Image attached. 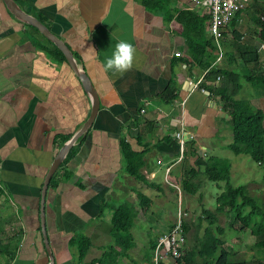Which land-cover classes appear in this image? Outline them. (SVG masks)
I'll list each match as a JSON object with an SVG mask.
<instances>
[{
    "label": "crops",
    "instance_id": "1",
    "mask_svg": "<svg viewBox=\"0 0 264 264\" xmlns=\"http://www.w3.org/2000/svg\"><path fill=\"white\" fill-rule=\"evenodd\" d=\"M16 1L71 48L79 71L95 85L100 106L72 145L74 155L52 176L42 222L46 174L90 117L94 100L71 63L54 58L42 47H51L47 39L0 0V264H50L43 228L53 264H84L71 243L78 235L92 242L84 262L100 258L112 241L113 208L130 198L138 205V227L142 215L156 219L157 214L158 241L170 226L164 221L167 185H182L233 138L220 97L201 87L213 86L207 71L188 67V44L174 31V21L142 0ZM169 7L174 15L198 9L194 0H169ZM240 22L229 26L223 48L229 34L233 37L229 30L238 31ZM242 39L251 44L244 35ZM121 40L134 49L131 66L122 73L105 71V57ZM260 57L264 64V46ZM219 64L228 66V58ZM171 82L176 83V98L165 102L161 94ZM245 97L261 105L255 96ZM181 126L187 142L182 158L175 138ZM122 140L146 150L142 171L154 187L127 173ZM201 181L202 175L194 178L198 191L190 195L203 202ZM179 198L183 203V195ZM147 200L151 203L144 213L141 205Z\"/></svg>",
    "mask_w": 264,
    "mask_h": 264
},
{
    "label": "trees",
    "instance_id": "2",
    "mask_svg": "<svg viewBox=\"0 0 264 264\" xmlns=\"http://www.w3.org/2000/svg\"><path fill=\"white\" fill-rule=\"evenodd\" d=\"M258 2L259 0H252L249 7L258 4ZM142 3L150 10L164 11L166 19L174 21V31L183 36L188 44V54L184 60L188 67L195 66L207 71L206 77L212 81L213 86L201 85V87L220 97L232 128L233 139L226 145V148L236 155L246 154L259 165H263L264 112L253 105L251 100L239 99L238 96L244 88V82L249 83L255 89L257 88L256 85L264 86V64L261 61L258 48L244 42L242 39L243 34L238 32L237 29H232L238 24V19L234 18L230 23L232 28L229 31L232 32L235 39L232 40L234 41L233 51L227 54L228 66L219 64L220 62L212 66V62L216 59L214 52H216L217 46L213 38L208 34L209 17L203 10L199 8L193 10L183 9L174 15L169 7V0H142ZM256 11L260 12L264 11V9L257 7ZM254 20L261 26L259 39L264 40V18L254 15ZM30 27L42 34L32 24ZM43 36L51 47L45 45L42 47L47 49L54 58L69 62L62 49L45 35ZM76 57L79 58L78 56ZM238 60L241 65H239ZM217 80H220V82L216 84ZM175 93L176 83L171 82L161 94V97L165 102H171L176 98ZM138 141L140 144L143 143L140 137H138ZM121 146L126 161L127 173L138 181L154 187L155 184L149 182L142 171L146 165V150H135L131 143L126 140L121 141ZM74 153L75 149L73 146L64 158L63 164ZM231 170L232 162L228 158L210 154L204 168L192 170L189 178L182 182V188L190 194H196L198 188L194 185L193 180L199 175L211 182H225L221 193L216 197V212L229 211L232 215L230 224H233L234 220H239L251 230V233L255 236L253 247L256 253L249 259H232V253L225 247V238L223 237L225 229L221 226L216 228L212 226L217 221V214L210 210H204L211 217L210 225L206 227L203 236L198 238V241L190 249L186 250V247L184 248L183 255L178 258V260H183L184 264H264V203L260 204L257 201L255 196L250 193L248 186L233 184L231 182ZM150 203L151 200H147L145 204L141 205L144 213L147 212ZM138 214V205L133 198L114 206L111 231L112 241L102 256L91 262H84L92 244L90 238L86 235L75 236L71 243L78 248L79 261L84 264H119L120 258L130 257L129 251L136 246L132 228ZM182 220L187 239L190 223L186 221V217H183ZM177 221L178 216L175 223L170 224L167 232ZM150 242V253L146 255L143 264H155L154 250L157 240L153 238ZM0 252L3 253V250H0ZM10 257H12V254H10ZM158 264L171 263L162 259Z\"/></svg>",
    "mask_w": 264,
    "mask_h": 264
},
{
    "label": "rangeland",
    "instance_id": "3",
    "mask_svg": "<svg viewBox=\"0 0 264 264\" xmlns=\"http://www.w3.org/2000/svg\"><path fill=\"white\" fill-rule=\"evenodd\" d=\"M251 1L252 0H249L247 5L242 6L238 13L239 18L242 19L238 25V31H240L245 36V39L253 46H256L260 53V50L264 46V40L262 39L263 41L260 40L261 42H257L260 38L261 26L255 22L254 15L261 18L264 16V11H256L257 7L264 9V0H259L258 4L249 7ZM234 39V36L232 37L231 34H229V38L225 41L226 47L224 48V57L228 58L227 54L231 52L230 50L234 49V41H232ZM239 65H241V62ZM258 86L259 85H256L257 88L255 89L249 83L244 82V89L238 98L244 99L246 98L245 95L249 97H252L253 95L261 102L259 103L261 105H257L255 102L251 101L253 105L259 109H264V86ZM256 90L258 91L255 92ZM216 152L217 155L223 158H228L234 164L232 168L231 182L235 185L248 186L250 193L255 196L260 204H263L264 164L257 165V163H255L248 155H236L231 150L224 147L218 148ZM250 176L254 177L251 181L249 180ZM200 185L204 195L203 202H200L198 195L192 197L190 193L184 191L181 184H178V186L175 185V187L174 185L172 187L167 185V202L163 204L165 209L164 221H167V224H173L178 216V210L182 209L181 211L183 213L184 210H186L184 217H186V221L190 223V231L187 233L185 244L186 250L190 249L194 243L198 241V238L203 236L206 227L210 225L211 217L204 212V210H210L217 214V221L212 226L215 228L221 226L225 229L223 234V237L225 238V247L232 253V259L242 260L254 256L256 253L255 248L253 247L255 236L251 233V230L245 227L239 220H234L233 224H230L232 221V215L229 211L220 213L216 212V197L221 193L222 187L225 186V182L215 183L208 181L207 183V179L202 177ZM170 188L175 189L171 190ZM180 194L184 197L183 203L179 198ZM141 217V226H137L136 218L133 228L136 246L129 251L130 257L120 259L119 264H143L146 255L150 253V241L158 234V231H156L157 224L155 222L158 220V217L157 214L154 216L156 219H148L145 218L144 215ZM162 225L164 226L163 220ZM150 233L151 236H149ZM165 260L171 264H184V261L181 259Z\"/></svg>",
    "mask_w": 264,
    "mask_h": 264
},
{
    "label": "built area",
    "instance_id": "4",
    "mask_svg": "<svg viewBox=\"0 0 264 264\" xmlns=\"http://www.w3.org/2000/svg\"><path fill=\"white\" fill-rule=\"evenodd\" d=\"M194 2L195 6L203 10V12H205L209 17L208 34L211 38H213L214 43L217 46L216 59L213 62L215 65L223 58L225 50L223 48L222 41L225 33L228 31L231 21L234 18H237L239 22L240 18L238 13L240 12L242 6L248 4L249 0H194ZM178 54L180 53L178 52ZM145 111L146 108L144 107L142 112L144 113ZM175 137L179 141L182 158L186 149V139L182 126L175 133ZM181 210H178L177 223L168 232L162 234L157 241V245L154 250L155 264H158V262L162 259L177 260L184 253L186 235L182 218L184 217L186 211L183 213Z\"/></svg>",
    "mask_w": 264,
    "mask_h": 264
},
{
    "label": "water",
    "instance_id": "5",
    "mask_svg": "<svg viewBox=\"0 0 264 264\" xmlns=\"http://www.w3.org/2000/svg\"><path fill=\"white\" fill-rule=\"evenodd\" d=\"M4 1L7 3V5L9 6V8L11 9L12 13L15 16H17L21 20L37 27L43 35H45L48 39H50L52 42L57 44L62 49V51L66 55L69 63H71L74 70H76L77 74H79L81 76L84 85L86 86L88 91L91 93V96L93 97V100H94V104H93V108H92V112L90 114V117L85 122V124L81 128V130L63 145V147L60 149L57 156L55 157V160L53 161L48 173L46 174L44 185H43V190H42V202L43 203H42V208H41V211H42L41 216H42V222H43L44 214H45V210H44L45 196H46V192H47L49 183L51 181V178L54 175V173L56 172V170L59 168L61 163L63 162L64 158L68 154L70 148L75 143V141L87 131V129L90 127V125L94 121L95 116H96L98 109H99V106H100V100H99L98 92L95 88V85L92 82L89 75L87 73L79 71V67L77 65L74 53L71 50V48L58 35H56L54 32H52L43 22H41L36 17L28 14L27 12H25L19 6V4L16 0H4ZM188 80H190V79L188 78ZM43 233H44V237H45V243L47 246V250L49 251V255H50V259H51L50 264H53L54 263V256L50 251L49 239H48L47 232H46L45 228H43Z\"/></svg>",
    "mask_w": 264,
    "mask_h": 264
},
{
    "label": "clouds",
    "instance_id": "6",
    "mask_svg": "<svg viewBox=\"0 0 264 264\" xmlns=\"http://www.w3.org/2000/svg\"><path fill=\"white\" fill-rule=\"evenodd\" d=\"M263 17L264 16H262V18ZM133 52H134V49L127 41H123V40L118 41L111 55L105 57L104 65H103L105 71L111 70L116 73H122L125 70H127L132 64ZM224 55H225V52H224ZM224 55H223V58H224ZM212 66H214V64H212Z\"/></svg>",
    "mask_w": 264,
    "mask_h": 264
}]
</instances>
